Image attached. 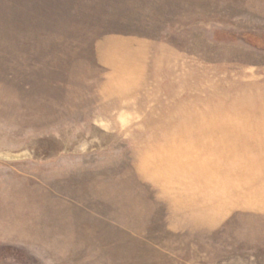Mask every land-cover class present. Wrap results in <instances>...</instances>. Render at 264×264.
Returning <instances> with one entry per match:
<instances>
[{"label": "rangeland", "instance_id": "rangeland-1", "mask_svg": "<svg viewBox=\"0 0 264 264\" xmlns=\"http://www.w3.org/2000/svg\"><path fill=\"white\" fill-rule=\"evenodd\" d=\"M0 264H264V0H0Z\"/></svg>", "mask_w": 264, "mask_h": 264}, {"label": "crops", "instance_id": "crops-1", "mask_svg": "<svg viewBox=\"0 0 264 264\" xmlns=\"http://www.w3.org/2000/svg\"><path fill=\"white\" fill-rule=\"evenodd\" d=\"M163 142H165V144L167 143V145H168V143H169L168 140H164ZM183 143H185V140H184ZM183 143H182V145H184ZM196 143L199 144L198 142H196ZM196 143H193V144H196ZM185 144H186V143H185ZM167 145H166V147H167ZM163 147H164V146H163ZM186 156H187V157H185V160H187V161H191V160L193 161V160L196 159V157H197V156L194 157L193 155L190 156V154H189V155H186ZM203 156H204V157H203ZM203 156L199 155V159H201V160L206 159L204 154H203ZM182 157H183V156H182ZM192 158H194V159H192ZM219 215H220V214H219ZM196 227H198V225H196Z\"/></svg>", "mask_w": 264, "mask_h": 264}]
</instances>
